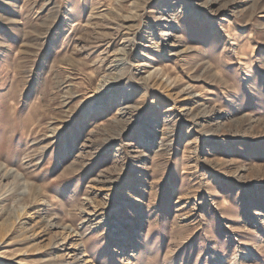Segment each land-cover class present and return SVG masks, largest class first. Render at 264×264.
Wrapping results in <instances>:
<instances>
[{
  "label": "rangeland",
  "instance_id": "1",
  "mask_svg": "<svg viewBox=\"0 0 264 264\" xmlns=\"http://www.w3.org/2000/svg\"><path fill=\"white\" fill-rule=\"evenodd\" d=\"M0 264H264V0H0Z\"/></svg>",
  "mask_w": 264,
  "mask_h": 264
}]
</instances>
